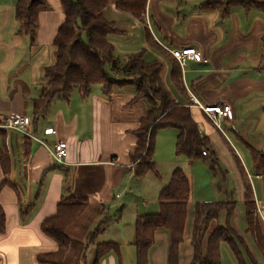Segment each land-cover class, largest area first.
Instances as JSON below:
<instances>
[{
    "label": "crops",
    "instance_id": "0c3cea01",
    "mask_svg": "<svg viewBox=\"0 0 264 264\" xmlns=\"http://www.w3.org/2000/svg\"><path fill=\"white\" fill-rule=\"evenodd\" d=\"M17 1L0 0V205L6 215L5 231L0 233V264H42L38 256L55 251L56 242L42 231L41 224L69 194L87 197L89 206L68 228L71 247L65 264L95 263L96 245L89 243V237L105 217L106 228L96 242L119 243V250L111 251L99 264H136V220L140 215L152 213L136 214L127 222L122 216L111 223L109 218L111 210L120 206L116 198L122 197L115 190L124 187L130 191L132 181L137 178L131 158L137 142L134 131L148 113L149 104L144 100L133 102L136 87L134 90L132 84L116 88L111 97L105 96L102 89L94 90V85L88 98H82L78 90H73L69 99L57 98L47 117L39 121L37 132H33L32 124L30 130L51 146L58 141L67 142L65 164L57 163L39 140L2 128L10 115L29 116L33 121V101L48 81L45 68L56 62L53 41L65 20L61 1L46 0L47 5L39 12L35 40L31 42L17 32ZM203 1L148 0L143 19L109 5L104 15L120 30L110 40L120 58L144 49L147 61L162 62L163 85L176 103H191L187 96L190 90L203 104L231 106L232 116L220 120L222 130L200 108L190 109L202 137L209 141V155L204 158L211 156L217 160V153H228L223 142L228 143L243 168L242 178L237 181L240 204L245 210L246 172L264 219V199L262 202L257 195L259 186L255 182L257 179L263 183V178L254 173L252 161L253 149L264 152V69L260 67L264 54V10L247 11L235 4L230 14L223 17L218 9L200 7ZM181 46L196 47L208 62L188 60L184 68L179 65L182 76L179 88L171 76L175 59L170 49ZM46 128H54L56 133L46 134ZM227 131L239 148L233 145ZM177 135L168 132L169 146H176ZM4 148L10 156L8 173L1 160ZM156 156L155 151L154 159ZM243 157L249 160L253 174L248 172ZM91 207L96 208L92 219H88L85 215ZM156 210L154 213L160 211L159 202ZM220 216L225 217L222 221L225 225L226 212ZM188 219L179 264H190L193 259L194 220L188 226ZM124 224H129L130 234L125 235ZM239 228L233 227L260 261L261 253L246 232L247 222ZM109 232L113 233L112 239L101 241ZM75 241L82 243L80 249L76 250ZM127 251L135 258L134 262H126ZM168 254L169 233L158 231L149 264H168Z\"/></svg>",
    "mask_w": 264,
    "mask_h": 264
},
{
    "label": "trees",
    "instance_id": "16d2710c",
    "mask_svg": "<svg viewBox=\"0 0 264 264\" xmlns=\"http://www.w3.org/2000/svg\"><path fill=\"white\" fill-rule=\"evenodd\" d=\"M65 14L64 22L59 26L53 44L56 48V62L45 68L47 83L41 94L33 101V132H37L38 123L47 117L57 98L69 99L76 88L82 98H88L92 87L101 85L105 96L111 97L116 88L135 84L133 102L144 100L149 104L148 113L141 118L138 129L134 131L137 142L131 152L135 162L134 173L143 177L148 173L159 176L157 162L154 159L156 135L160 129L178 130L175 153L186 157L193 163L196 159L208 156L209 141L202 137L198 124L192 117L188 105L176 103L164 87L160 61H147L144 49L120 58L110 36L120 33L116 23L104 15V10L113 5L119 10L143 19L148 0H60ZM239 4L245 10L260 8L264 10V0H204L200 7L218 9L223 17L230 14L231 8ZM47 5L46 0H18L15 7L17 32L34 42L39 25V12ZM264 46V37L262 38ZM175 59V58H174ZM260 67L264 69V54ZM171 76L181 88L182 76L178 61L175 59ZM30 128V127H29ZM207 150V155L203 151ZM4 171L8 173L10 156L6 148L1 151ZM216 159H213L216 164ZM253 171L263 178L264 191V152L252 150ZM245 180L246 232L254 240L264 260V222L257 210L253 186L248 174ZM1 189V187H0ZM192 194L189 177L183 169L173 171L168 184L158 196V213L138 216L135 224L136 264H149V253L155 244L158 231L169 233L168 264H179L180 245L184 241L188 219V203ZM89 199L69 194L57 205L56 212L44 219L42 231L56 242L52 252L40 254L42 264H65V257L71 247L68 228L87 210ZM237 201L225 199L210 202H197L194 205V223L191 245L193 259L190 264H221V245L227 243L238 264H261L251 253L244 238L231 226ZM226 212L225 225L215 224L222 212ZM105 217L93 230L89 243L96 245V260H100L111 251L118 252L119 243H97L98 237L106 228ZM6 215L0 205V233L5 231Z\"/></svg>",
    "mask_w": 264,
    "mask_h": 264
},
{
    "label": "rangeland",
    "instance_id": "374dc122",
    "mask_svg": "<svg viewBox=\"0 0 264 264\" xmlns=\"http://www.w3.org/2000/svg\"><path fill=\"white\" fill-rule=\"evenodd\" d=\"M132 88L135 90V84H132ZM74 90H77L76 88ZM94 90H101V85L96 84ZM226 129L225 126H223ZM160 129L159 134L156 135L157 150L156 153L158 156L155 157L157 161L159 176H156L153 173H148L142 178L135 177L132 181L131 190H126L124 187H120L115 190V194L118 192L122 195L120 198H116V203L120 204L119 208H113L110 212V223L115 218L122 216L123 221H131L136 214L141 213H154L157 211L158 207V193L165 187L173 173L177 168L183 169L187 176L189 177L192 194L190 201L188 203V226L192 224L194 220V205L197 202H210L218 201L225 199H234L237 201V206L233 218L232 226L235 230H240V224H246V213L239 201V188L237 181L242 178L243 168L240 166L239 159L235 155L234 151L230 149V146L227 142H223L228 153H217V161L214 164L211 156L204 158H198L193 163L189 162L186 157L177 156L175 153V147L170 145L168 138V132H174L178 134V130L175 128H166ZM164 132L163 137L161 136ZM166 132V133H165ZM229 138L233 142V145L236 148H239V144L235 141L233 135L227 131ZM173 142V139L171 140ZM247 167L248 172L252 174V167L250 166L249 160L243 157ZM254 178V176H253ZM255 179V178H254ZM255 182L259 186L258 196L263 202V183L262 180L255 179ZM96 207H91L86 213V218L92 219ZM260 208V207H259ZM257 208L258 213L261 216V219L264 222V219ZM225 217H219L215 224L222 225V221ZM115 226H117L115 224ZM95 227V226H94ZM126 227L125 235L130 234L129 224L123 225ZM132 235V234H131ZM113 233L109 232L108 234L101 237V241L112 239ZM75 247L80 249L82 245L81 242L75 241ZM133 250V249H131ZM261 255V254H260ZM126 262L135 261L134 257H130L128 251L126 252ZM222 264H236L235 256L232 252V249L227 243L222 244V253H221ZM261 259V258H260ZM262 260V259H261ZM260 260L261 264L262 261ZM264 264V263H263Z\"/></svg>",
    "mask_w": 264,
    "mask_h": 264
},
{
    "label": "built area",
    "instance_id": "2783aa9c",
    "mask_svg": "<svg viewBox=\"0 0 264 264\" xmlns=\"http://www.w3.org/2000/svg\"><path fill=\"white\" fill-rule=\"evenodd\" d=\"M170 52L182 68L186 66L188 60L205 63L208 62V59L203 56L202 52L194 46L175 47L170 49ZM187 96L191 100V103L187 105L189 107L200 108L207 115V117L211 121H213V123L221 130L222 127L220 125V120L222 118H230L232 116V108L229 104H203L194 96V94L190 90H188ZM31 124L32 121L29 116L10 115L5 119L2 128L6 130H16L29 138L39 140L30 130L29 127L31 126ZM45 133L55 134L56 130L54 128H46ZM200 134L202 136V132H200ZM39 142H41V144L51 153L52 157L57 163H66L65 159L67 157L69 148L67 142L58 141L52 146L43 140H39ZM203 154L207 155V150H204Z\"/></svg>",
    "mask_w": 264,
    "mask_h": 264
}]
</instances>
